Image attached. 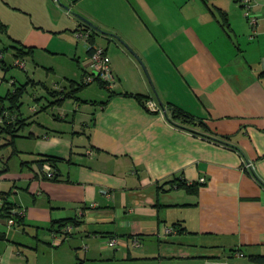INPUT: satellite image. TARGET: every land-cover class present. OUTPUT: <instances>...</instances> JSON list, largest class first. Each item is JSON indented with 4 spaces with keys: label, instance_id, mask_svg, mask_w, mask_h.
Here are the masks:
<instances>
[{
    "label": "crops",
    "instance_id": "crops-1",
    "mask_svg": "<svg viewBox=\"0 0 264 264\" xmlns=\"http://www.w3.org/2000/svg\"><path fill=\"white\" fill-rule=\"evenodd\" d=\"M252 1L255 32L236 0H0L7 27L0 32V97L26 85L11 111L25 121L15 139L19 153L0 135V240L6 243L0 264H66L67 257L71 264H116L117 254L128 261L140 249L144 255L145 241L161 244L169 236L179 248H166L184 259L199 248L212 254L229 249L231 257L264 255V0ZM78 29L94 34L81 41L86 57L79 81L54 88L25 68L26 82L18 83L16 48H32L23 60L35 62L37 51L51 52L55 41ZM92 44L111 58L110 90L104 88L101 99L82 98L91 83L78 93L80 100L54 103L63 95L55 99L50 91L65 96L84 81ZM53 52L79 56L78 46ZM30 88L37 93L24 114ZM125 94L175 105L208 129L197 120L171 121L168 107L167 115L151 112L146 100L142 105ZM54 109V120L40 121ZM43 157L57 158L43 165L56 179L30 164ZM181 179L199 184L197 193L169 186ZM7 205L11 215L21 214L20 223L10 224ZM66 219L79 225L55 243ZM173 225L177 233L165 235ZM113 237L119 239L114 248L107 244ZM135 237L140 247L131 246ZM16 247L22 248L18 256ZM42 248L46 261L36 255Z\"/></svg>",
    "mask_w": 264,
    "mask_h": 264
},
{
    "label": "rangeland",
    "instance_id": "rangeland-1",
    "mask_svg": "<svg viewBox=\"0 0 264 264\" xmlns=\"http://www.w3.org/2000/svg\"><path fill=\"white\" fill-rule=\"evenodd\" d=\"M82 44L83 42L76 40L73 32L72 36L69 35L63 41L60 42L55 41V44L52 45L50 48L51 52L37 51L34 57L35 62L30 58L25 61L26 69L29 71L30 75H32L36 80H42L46 82L48 85L53 86L54 88L56 85L55 83H57V85L60 84V86H66L68 85V80L79 81L84 69L83 60L86 57ZM77 46L79 50V56L81 57L80 63H78L79 56H77L76 60H74L71 59L68 56V54H65L64 52L63 53L53 52V51H62L63 48L73 49L76 48ZM7 58L10 61H12V57H10V55H8ZM15 60L16 59L13 60V67H14L12 68L13 73L15 76L21 78L20 80H18L19 84L25 83L27 79L26 69H21L18 66H16ZM38 64L39 66H37ZM50 67L54 68L55 74L52 71L46 70V68H50ZM38 92L41 93L40 90H38ZM32 93H37V92L34 89L30 88L29 94H25L22 99L23 101L22 111L24 114L30 113L28 109L29 106L33 104V101L31 99ZM102 94L106 95L107 94L106 90L104 88L102 89L101 87H99L98 83L94 82V84H92L91 87L81 96L82 98L85 99H101ZM54 113H58V110L54 109V111L52 112L43 113L41 115L40 121L46 122V121L54 120L52 119L53 118L52 115ZM81 118H83L82 114L80 115V119ZM175 237L176 236H169L166 238V240L162 239L161 244H154V245L151 244L150 241L148 242L145 241L143 245L144 255L140 253V251H143V249H140L138 250V252L137 251L133 252L128 261H123L120 258L119 254H117L116 257L118 261L116 264H255L250 260V257L248 255H246V257H231L230 256L231 250L229 249L223 251L220 250L219 251L220 253L212 254L208 251L203 252V250L199 248L198 251L197 250L194 251L195 254L191 256L189 259H184L183 256H180L174 250L166 248L173 245H176V247L179 248V246H177L178 242ZM153 240L157 242V239H153ZM2 241L3 240H0L1 248L2 246L6 245V243ZM17 248L20 249V252L22 251V248L16 247V249L14 250L15 256H18L19 255L18 253H20ZM86 249H88V247ZM97 250L99 251V253H102L103 255H111V257L114 255L113 249L111 250L101 249L99 247ZM79 252H84L83 248L82 250L80 249ZM43 253H45L43 248L42 250H39L36 253L39 261L41 259H43V261H46V256H44ZM15 260L18 259L15 258ZM55 261L58 260L56 259ZM65 263L71 264V258L67 257Z\"/></svg>",
    "mask_w": 264,
    "mask_h": 264
},
{
    "label": "trees",
    "instance_id": "trees-1",
    "mask_svg": "<svg viewBox=\"0 0 264 264\" xmlns=\"http://www.w3.org/2000/svg\"><path fill=\"white\" fill-rule=\"evenodd\" d=\"M7 31V27L4 23H2L0 21V32H6ZM93 36L94 34H92L91 39L93 40ZM90 39V40H91ZM32 48H26L25 46H20L19 48H16V53H15V59H25L27 56H32ZM3 66V62L2 65ZM95 83H98L102 88H106L108 90H110L107 87L106 82L100 80L99 78H96ZM93 82V83H94ZM91 83H85L84 81L79 83V86L77 88L72 89L70 92L66 93V95L64 96V94H62L61 92H57V91H50V95L52 97H54L55 99L58 98L60 95H63L62 99H57L54 101V103L58 104L61 103L63 101V99L66 98H75L76 100H80V98L78 97V93L85 87L88 86ZM74 86V85H71ZM26 92V85L21 86L20 88L16 89L13 93H9L6 97H0V135H5L7 138V145L12 146L13 148V153L14 154H18L19 151L16 148L15 145V139L19 136V132L22 130V128L25 125V121L19 119V117L16 118L15 121H10L8 118L4 117V114L6 112V110H9L10 113H12L16 108H19V104H20V99L22 98L23 94ZM118 95L117 93H110V96H115ZM126 96H134L140 103H142V105H144V101L147 98L142 97L141 95H131V94H125ZM6 100L8 101V103L10 104V108H7L5 106ZM166 107H168V109L171 110L172 113V119L169 118L171 121H176L178 123H182V124H192L195 123V121L197 120L196 117H194L193 115H191L190 113L184 111L183 109L175 106V105H166ZM12 111V112H11ZM199 122V125L204 128V129H208L207 125L204 123L203 120H197ZM57 158H53V157H43L42 159L37 160V162H30V164H34L37 163L39 164L40 167L43 168V165L45 163H51L52 165H55V163L57 162ZM24 165L29 164L28 162H24ZM252 173V172H251ZM253 176H255V173H252ZM53 179H56V175L54 176ZM169 186L171 188L173 187H178V188H184L186 189V191L188 193H197L199 184L197 183H190L187 182L183 179L179 180V181H172ZM167 191V190H165ZM11 207L4 206L3 208V212L4 215L6 214V217H10L12 219H15L16 222L20 223L21 222V217L18 215H11L10 211H11ZM73 224L75 226L79 225V222L75 219H66L64 221L61 222L60 224V228L62 230V228L67 225V224ZM173 227L177 228V225H173ZM179 231V229H178ZM2 234V233H0ZM67 236V235H66ZM4 237V234L2 235V238ZM244 255V254H243ZM250 260L254 263H258V264H264V255H253V256H249Z\"/></svg>",
    "mask_w": 264,
    "mask_h": 264
},
{
    "label": "built area",
    "instance_id": "built-area-1",
    "mask_svg": "<svg viewBox=\"0 0 264 264\" xmlns=\"http://www.w3.org/2000/svg\"><path fill=\"white\" fill-rule=\"evenodd\" d=\"M242 7V9L245 12V16L247 17L249 24L253 28V31L255 32L258 25V18L256 15H254L253 12V1L252 0H236ZM92 30L90 29H78L74 32V36L77 41H83V40H90L92 37ZM3 58V54L0 53V66H1V60ZM111 58L107 53V50L104 47L98 46V45H91L90 46V54L88 58V69L87 74L85 75L84 82L85 83H93L96 78H99L100 80L106 82L107 87L110 88L111 85L115 82V76L112 71L111 67ZM15 65L18 66L21 69H25V61L23 59H16ZM146 108L151 112H164L161 106L156 104L154 100H146L145 101ZM4 117L8 118L10 121H15L16 117L12 115L9 111H6L4 114ZM93 151L89 150L88 154H92ZM48 166V165H47ZM42 168L43 174L49 178L53 179L55 174L52 170L46 168ZM247 168L250 169V165H247ZM201 182H204V179L201 180ZM19 214L18 216H20ZM14 220H10V224H13ZM74 231V225L69 223L65 225L61 233L55 234V243H60L63 241V239L66 237V235L71 234ZM163 233L165 235H172L177 233V229L175 227H169L166 226L164 228ZM131 246L133 247H140L141 246V240L139 237H135L131 240ZM107 244L109 247H116L119 245V239L116 237L110 238L107 241ZM239 256H244L243 254H238Z\"/></svg>",
    "mask_w": 264,
    "mask_h": 264
},
{
    "label": "water",
    "instance_id": "water-1",
    "mask_svg": "<svg viewBox=\"0 0 264 264\" xmlns=\"http://www.w3.org/2000/svg\"><path fill=\"white\" fill-rule=\"evenodd\" d=\"M69 10V9H68ZM74 13V12H73ZM76 14V13H75ZM88 24H90L93 28H95V29H97V30H99V31H101V32H103L102 30H100V29H98L95 25H93L92 23H90V22H88L87 20H85ZM124 43V42H123ZM130 49V48H129ZM143 67H144V69H145V71H146V74H147V76L149 77V74H148V72H147V70H146V68H145V66L143 65ZM160 105H161V108L163 109V111H164V113L167 115V110H166V106L163 104V103H160Z\"/></svg>",
    "mask_w": 264,
    "mask_h": 264
}]
</instances>
